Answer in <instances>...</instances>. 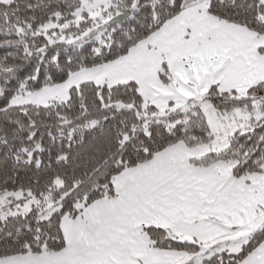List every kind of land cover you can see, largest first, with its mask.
I'll list each match as a JSON object with an SVG mask.
<instances>
[{"label": "snow or ice", "instance_id": "6c2138e0", "mask_svg": "<svg viewBox=\"0 0 264 264\" xmlns=\"http://www.w3.org/2000/svg\"><path fill=\"white\" fill-rule=\"evenodd\" d=\"M0 264H264V0H0Z\"/></svg>", "mask_w": 264, "mask_h": 264}]
</instances>
